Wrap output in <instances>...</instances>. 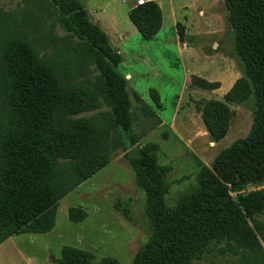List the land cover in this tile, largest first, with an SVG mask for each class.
<instances>
[{
    "label": "trees",
    "instance_id": "obj_1",
    "mask_svg": "<svg viewBox=\"0 0 264 264\" xmlns=\"http://www.w3.org/2000/svg\"><path fill=\"white\" fill-rule=\"evenodd\" d=\"M50 2L63 31L85 44L87 58L101 80L112 126L119 134L130 135L132 100H142L118 72L122 55L91 21L81 0ZM222 4L234 33V51L255 96L251 128L246 137L220 151L211 168L199 164L196 186L183 194L175 207L165 200L170 167L158 164V146L149 144L138 156L126 158L137 187L145 194V214L151 227L147 242L131 264H194L226 242L240 225L264 213V0H222ZM128 18L145 41L161 28V11L152 1L132 8ZM56 75L21 33L9 35L0 44L4 103L0 121V244L12 236L52 231L58 202L107 164L101 142L90 136L85 121L68 122L85 108L82 94L56 81ZM232 95L233 91L228 92L225 101L232 102ZM149 96L159 104L156 90L150 89ZM201 120L211 142L217 143L228 132L229 109L218 101L207 103ZM64 162L66 171L61 170ZM246 188L250 190L240 193ZM122 215L128 217L126 211ZM85 218L83 210L68 209L70 222L80 223ZM93 260L91 252L64 246L59 264H92ZM97 264L119 263L107 257ZM258 264H264V253Z\"/></svg>",
    "mask_w": 264,
    "mask_h": 264
},
{
    "label": "rangeland",
    "instance_id": "obj_2",
    "mask_svg": "<svg viewBox=\"0 0 264 264\" xmlns=\"http://www.w3.org/2000/svg\"><path fill=\"white\" fill-rule=\"evenodd\" d=\"M99 1L87 0L89 10ZM160 1L166 9L172 0ZM183 1L174 0L175 6L188 7L183 13L195 16L202 27L210 21L209 31L213 35L194 37L191 51L182 55L171 27L165 28L164 36L147 43L149 51L142 48L146 42L139 33L128 30L126 40L119 46L125 60L118 72L124 77L126 72L135 75L134 84L128 87L142 102L132 100V132L124 135L112 126L101 80L87 58L85 44L58 25L50 0H0V44L9 35L26 36L34 54L58 74L54 79L82 94L85 108L70 116L68 122L85 121L90 136L101 142L107 162L58 202L52 231L20 234L1 243L0 264H59L64 246L91 252L92 264L107 257L119 264H131L147 242L151 227L145 214V194L137 187L126 158L136 157L141 149L156 144L158 164L170 167L165 200L169 207H175L179 198L196 186L199 164L211 168L220 151L247 136L256 101L234 51V33L227 24L222 0H199L192 6ZM202 5L215 8L207 10V19L198 15L197 9ZM179 31L183 33L181 28ZM130 53L142 56L145 62L133 60L134 56L127 55ZM150 89L158 92V105L151 101ZM2 91L0 80V121L4 117ZM230 91H233L232 102H226L224 97ZM215 101L228 107L230 120L226 136L212 143L202 123L201 111L207 103ZM61 170L66 171V162L61 164ZM71 207L83 210L86 218L80 223L70 222ZM123 211L127 212V218ZM262 236L264 213L240 225L226 242L194 264H258L264 253Z\"/></svg>",
    "mask_w": 264,
    "mask_h": 264
},
{
    "label": "crops",
    "instance_id": "obj_3",
    "mask_svg": "<svg viewBox=\"0 0 264 264\" xmlns=\"http://www.w3.org/2000/svg\"><path fill=\"white\" fill-rule=\"evenodd\" d=\"M81 1L91 21L107 35L111 46L122 55V65L124 63L125 56L119 50V46L126 40V36L129 33L128 30H130L132 33L137 31L128 18V13L133 8V4H135L134 0H100L99 3H96L95 6L90 8L91 11L88 8L87 0ZM149 1L156 3L159 7L162 15V23L160 30L151 40L145 41L142 39L146 42V44L142 45L143 49H147V51H149L150 48H148L149 44L147 43L158 39L160 35L164 36L165 28L169 29L171 27L173 31L176 32L177 44L181 45L179 51L182 55L191 51L190 44L193 43L194 37L200 35H213V32L209 31L208 22L210 21H207V23H205L202 27L197 23L195 16L193 17L187 15L186 13H183L188 9V7H186L185 5H182L178 8V6H175L174 0H172L169 1V7L165 9L163 3L160 0H148V2ZM198 1L199 0H184L183 2L192 6L193 4H197ZM213 8H208L202 5L197 9L198 15L202 18L206 16L207 19L209 17V15H207V10H211ZM211 15L212 14L210 13V16ZM179 25H181L182 27ZM179 28L182 29L183 33H180ZM161 41L162 39L159 40V43H161ZM214 46L215 43L212 44V48ZM127 55L128 57L134 56L133 60H140V62H145V59H143L142 56L138 54L132 55V53H130ZM125 77H127L128 79V84H134L135 75H133V73L126 72Z\"/></svg>",
    "mask_w": 264,
    "mask_h": 264
},
{
    "label": "built area",
    "instance_id": "obj_4",
    "mask_svg": "<svg viewBox=\"0 0 264 264\" xmlns=\"http://www.w3.org/2000/svg\"><path fill=\"white\" fill-rule=\"evenodd\" d=\"M148 2V0H134L135 7L143 6Z\"/></svg>",
    "mask_w": 264,
    "mask_h": 264
}]
</instances>
